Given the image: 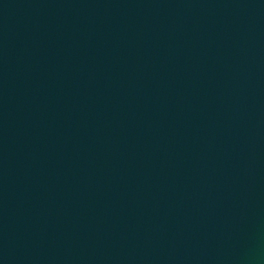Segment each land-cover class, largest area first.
I'll use <instances>...</instances> for the list:
<instances>
[{"label": "water", "instance_id": "obj_1", "mask_svg": "<svg viewBox=\"0 0 264 264\" xmlns=\"http://www.w3.org/2000/svg\"><path fill=\"white\" fill-rule=\"evenodd\" d=\"M0 264H264V0H0Z\"/></svg>", "mask_w": 264, "mask_h": 264}]
</instances>
